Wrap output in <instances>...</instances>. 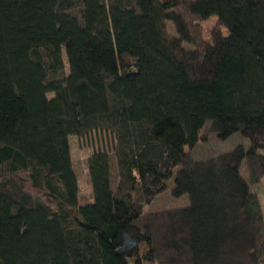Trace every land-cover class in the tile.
<instances>
[{"label": "trees", "instance_id": "trees-1", "mask_svg": "<svg viewBox=\"0 0 264 264\" xmlns=\"http://www.w3.org/2000/svg\"><path fill=\"white\" fill-rule=\"evenodd\" d=\"M262 150L264 0H0V264H264Z\"/></svg>", "mask_w": 264, "mask_h": 264}, {"label": "rangeland", "instance_id": "rangeland-1", "mask_svg": "<svg viewBox=\"0 0 264 264\" xmlns=\"http://www.w3.org/2000/svg\"><path fill=\"white\" fill-rule=\"evenodd\" d=\"M207 126V124H206ZM202 138L194 148V154L199 157L213 155L232 149L235 145L244 144L248 146L250 140L241 133H235L230 137L223 139L215 133H211L208 128L202 131ZM71 153L75 166L79 173L81 202L87 203L93 201V188L88 169V158L97 151H106L111 154L113 159L114 147L116 144L115 135L107 130L98 129L85 136L72 135L70 137ZM264 153V150H262ZM117 172L113 166V178L115 181ZM254 189L258 192L264 209V179ZM177 202L168 192L157 198L153 204H144V209L160 208L165 206L177 205ZM184 203V201H182Z\"/></svg>", "mask_w": 264, "mask_h": 264}]
</instances>
